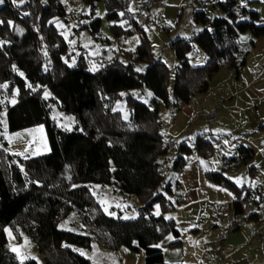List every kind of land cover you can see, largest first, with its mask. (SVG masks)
<instances>
[{
    "label": "trees",
    "instance_id": "obj_1",
    "mask_svg": "<svg viewBox=\"0 0 264 264\" xmlns=\"http://www.w3.org/2000/svg\"><path fill=\"white\" fill-rule=\"evenodd\" d=\"M98 1L84 0L93 9ZM104 1L110 20L123 17L132 25L126 30L115 25L114 32H139L141 43L134 56L125 53L126 61L115 57L95 71L84 55L73 65L65 58L68 44L51 22L54 17L65 16L60 0H25L23 4L5 0L0 6V85L7 84L9 92L18 89L17 102L6 107L8 129L13 132L44 124L50 144L47 154L19 159L0 144V264H19L9 246L7 226L19 239L22 233L29 235L46 264H92L74 247L90 248L94 239L113 250L122 245L136 251L144 249L146 264H173L165 261L164 247H157L168 234L174 240L164 246L182 245L176 221L165 216L183 200L181 183L179 179L168 181L160 168L171 145L164 140L160 119L161 102H170V69L154 58L141 23L130 15L132 0ZM218 7L223 16L212 21L205 8L194 11L193 22H210V28L191 39L171 42L179 61L172 91L176 104L209 90V80L224 65L239 73L246 62L245 55L240 57V33L264 35V24L257 23V11L247 6L239 9L236 0L219 1ZM240 15L247 18L239 21ZM101 23L97 17L87 25L94 36L100 33ZM194 43L208 55L204 65L189 62ZM139 62L148 64L144 71H137ZM146 87L154 93L152 106L132 93H142ZM45 89L52 94L49 99L44 97ZM121 100H126L131 112L129 120L115 109ZM53 105L75 116L73 129L56 124L51 115ZM1 127L0 121V132ZM206 137H197L195 149L209 156L212 142ZM2 139L0 133V142ZM192 152L185 142L177 147L172 164L175 173L183 170ZM255 154L253 148L242 145L239 154L225 159L221 170L208 171L206 176L234 191L239 199L245 192L244 201L258 196L257 204L264 209L263 189L239 186L224 174L226 167L248 164ZM255 171V167L250 168L252 175ZM111 184L139 198L143 205L137 218L113 217L104 211L92 188ZM157 204L160 215L154 213ZM73 210L91 235L59 227ZM258 217L257 212H251L244 219ZM23 264L39 263L28 259Z\"/></svg>",
    "mask_w": 264,
    "mask_h": 264
},
{
    "label": "rangeland",
    "instance_id": "obj_2",
    "mask_svg": "<svg viewBox=\"0 0 264 264\" xmlns=\"http://www.w3.org/2000/svg\"><path fill=\"white\" fill-rule=\"evenodd\" d=\"M60 1L65 8V16L54 17L51 22L68 44V54L65 58L69 64H75L79 57L84 55L89 68L97 70L115 57L126 61V52L135 55L136 49L141 43V34L139 32L127 34L123 31L116 34L112 29L113 26L116 25L121 27L122 30H126L132 25L127 18L123 17L119 20H110L107 17V7L104 0H99L94 9L91 4L84 2V0ZM219 1L222 0H200V2L198 0H157L150 8L147 21L141 22V26L149 39L150 50L154 58L165 62L170 69V102L169 104L161 102L160 119L164 140L166 144L171 145L166 156L161 160V171L168 181L179 179L182 190L184 192L187 190L182 176L172 169L174 158L177 155V147L185 142L193 148V152L188 155L189 161L196 159L199 161L201 188L203 191H208V199L202 206L204 211L198 218L196 225L190 227L191 223L184 222L178 226L182 234L180 238L183 240L189 261L196 259V257L201 261L202 249L200 245L203 242L201 241L202 238L213 239L212 243L208 244L211 245V249L217 251L218 256L220 233L218 231L217 233L213 232L214 224L220 217L217 204L227 203L226 201L231 199H239L234 191L213 183L205 178L204 173L221 170L225 165V159L239 154V147L244 145L255 150L254 158L248 164H242L239 167H226L224 174L239 186L251 187L254 183H261L264 186V130L261 129V125H264V35L254 37L251 31L240 33L239 43L243 52L240 57L242 59V56L245 55L246 62L241 65L239 73L234 68L224 65L211 77L209 90L213 92L214 96L209 101L204 102L205 92L195 93L186 102L187 104H176L177 101L172 95L174 76L179 61L171 48V42L178 38L191 39L198 32L210 28V22L207 24H195L193 22L194 11L198 8H195V5L205 4L208 17L212 21L215 17L223 16V12L218 7ZM4 2L5 0L0 3V6ZM236 3L239 9L247 6L257 11L259 13L257 23L264 24V0H236ZM214 4L215 7H213ZM135 8L136 4L132 2L130 10L132 11ZM97 17L102 20V23L100 33L94 36L87 25ZM246 18L247 16L240 15L239 21ZM207 59L208 55L194 43L193 50L189 53V62L194 66H200L204 65ZM147 66V63L139 62L137 69L144 71ZM3 85L7 87H0V121L2 123L0 133L3 138L0 144L8 152L14 154L17 159L49 153L50 144L44 124L34 125L18 131H9L6 107L17 102L18 89L9 92L8 85ZM45 93H48V95L46 96ZM132 93L140 101L152 106L154 93L151 88L146 87L142 93L138 91H132ZM44 97L47 99L52 97L48 89H45ZM219 98H223L224 102L216 109ZM195 104L197 110L193 112L191 107L194 108ZM115 109L122 113L124 119H130L131 112L127 107L126 100L118 101L115 104ZM213 111H216V120L213 124H210L203 112L211 113ZM51 115L56 124L62 128L73 129L76 125L75 116L61 110L57 105H53ZM204 134L207 135L206 139L212 142V151L209 156L198 154L195 149L197 137ZM251 167L256 168L255 175L250 172ZM237 178H239L240 183L236 182ZM257 188L262 189L263 187ZM92 190L97 195L104 211L107 209L105 212L108 215L123 219H132L139 216V209L143 204L135 194L122 193L114 184L107 186L95 185ZM258 198L256 196L255 199H249L251 210H255ZM171 199H174V197H171ZM181 203L175 209L166 212L165 216L173 218L175 221L176 217L180 219L179 213L183 212L180 208ZM157 206L159 205H155L154 213L156 214L158 211L160 215L162 213L161 207L157 208ZM189 210L192 211V207ZM258 212L263 214L262 210ZM239 218L243 228L247 221L240 216ZM250 221L244 228L248 232V238L239 233L231 239V241H235L237 238L241 242L247 240L249 246L246 245L245 248L235 251L231 260L212 261L216 255L211 256L210 263L264 264V221ZM59 227L91 235L75 210L71 211L60 222ZM259 228H263L262 237L254 235L256 234L254 233L255 229L257 231ZM5 229L11 231V236L7 231L6 234L11 251L13 247L18 249V252L14 253L19 260V264H23L28 259H35L39 264H46L43 253L29 235L22 233L19 239L10 226ZM252 229H254L253 233H251ZM233 232L235 231H232L229 235H232ZM169 237L174 240L172 234H168L165 240H168ZM198 239L199 241H197ZM162 241L157 245L166 248V246H160ZM74 248L81 255L90 259L92 264H146L144 249L136 251L122 245L113 250L102 246L95 239L92 241L90 248ZM172 249L175 250V247ZM231 250L233 251V248ZM234 250L236 249L234 248ZM22 257L26 258L22 259Z\"/></svg>",
    "mask_w": 264,
    "mask_h": 264
},
{
    "label": "crops",
    "instance_id": "obj_3",
    "mask_svg": "<svg viewBox=\"0 0 264 264\" xmlns=\"http://www.w3.org/2000/svg\"><path fill=\"white\" fill-rule=\"evenodd\" d=\"M198 1L200 2V0H198ZM215 6L216 5L214 4L213 7H215ZM205 7H206L205 4H201V3H199V6L195 5V8H197L196 10L201 9V8H205ZM192 96H191V98H192ZM181 103L187 104L184 101L179 102V104H181ZM191 109L193 110V112L195 110H197L196 104H195L194 108L191 107ZM207 172L204 173L205 178H207V176H206ZM179 175L182 176L183 181L186 183V189L187 190L185 192H184V190H182L183 194H184V198L181 201L182 203L180 205V208H181V211H183V212L179 213L180 219H177V217H176V225H177L178 229H179L178 226H180L179 224L184 223V222L191 223L190 227L195 226L197 221H198V218L200 217V215L204 211V209L202 208V206H204L203 203L206 202L208 199V191H203L201 188V178H200L201 172L199 169V161L197 159L193 160V161H189L184 166L183 170L179 173ZM251 187L252 188L263 187L262 189L264 190V186L261 185V183H259V184L254 183V185H251ZM242 198H243V195L238 200L231 199V200L226 201V202H234V205H235L234 211H228V212H225L223 214L220 213L219 219L214 224L213 232L217 233V231H218L220 233V229L223 226H226L231 221V219L234 215H237L238 218L240 216L242 219H244L245 216L248 215L249 213L257 212L259 217H258V219H255L254 221H260V220L264 221V210L262 209L263 207L261 205L256 204L255 210H251V203L249 202V200L244 201V200H242ZM198 206H199V208H198ZM191 207L193 209L192 211L189 210ZM259 210H262L263 214H260V212H258ZM190 213H191V217H190ZM239 220H240V218H239ZM246 221L247 222H246V224H244L243 228H242L241 223H240L239 228L237 230H235V232H233L232 235H229V237H228L226 249L232 255H234V252L239 250L240 248H245L246 245L249 246V243L247 242V240H245L244 242H241L240 240H238L236 238L235 241L234 240L231 241L232 237L235 235H238L239 233H242L246 238H248V232L244 228L251 221L250 220H246ZM262 230H263V228H259V229H257V231L255 229V232H254V229H252L251 233L254 232V233H256L254 235H256V236L260 235L262 237L263 236ZM179 231H180V229H179ZM180 233H181V231H180ZM198 234H200V233L198 232ZM165 239L162 241V244L160 246H164L166 243L173 240V239H168V240H165ZM199 239H201V238H199ZM199 239L197 241H199ZM212 240L213 239L209 240L208 238H206V239L202 238L201 241H203V242H201V245H200V247L202 249L201 261H199V259L197 257H196V259H193L192 261L188 260V258L186 256V250L184 248L183 240H182V245L175 247V250L172 248H168V247L165 248L164 247V259L166 262L173 263V264H184V263L206 264V263H210L209 260H210L211 256L214 257V255H216L212 259V261H219L220 259H218L217 251H215L214 249H211L212 247L210 244L212 243ZM242 241H243V239H242ZM216 242H217V239H216ZM208 243H210V244H208ZM217 246H218V244H217ZM229 247H230V250H229ZM231 248H233V251L231 250ZM234 248L236 250H234ZM259 262H261V261H259ZM212 263L215 264V262H212ZM258 264H262V263H258Z\"/></svg>",
    "mask_w": 264,
    "mask_h": 264
},
{
    "label": "built area",
    "instance_id": "obj_4",
    "mask_svg": "<svg viewBox=\"0 0 264 264\" xmlns=\"http://www.w3.org/2000/svg\"><path fill=\"white\" fill-rule=\"evenodd\" d=\"M157 0H132L136 4V9L131 12V16L136 19L138 22H146L149 18V11L151 6ZM213 96V92L211 90H207L204 93V102H207ZM224 102L223 98H219L217 100L216 109ZM203 115L206 117L210 124H213L216 120V111L211 113L203 112ZM235 205L234 202L220 203L217 204V209L219 213H225L228 211H234ZM240 220L237 215H234L231 221L227 224L226 227H222L220 229V247L218 248V259L223 260H231L232 254L229 253L226 249L227 241L229 234L232 231H235L239 228ZM212 264V263H206Z\"/></svg>",
    "mask_w": 264,
    "mask_h": 264
},
{
    "label": "snow or ice",
    "instance_id": "obj_5",
    "mask_svg": "<svg viewBox=\"0 0 264 264\" xmlns=\"http://www.w3.org/2000/svg\"><path fill=\"white\" fill-rule=\"evenodd\" d=\"M3 2V0H0V3H2ZM17 2V0H13V3H16ZM23 3H25V0H19V4H23ZM0 23H2V22H0ZM9 23H11V22H9ZM93 71H95V68H93ZM137 71H140V69H137ZM21 75H23L22 73H21ZM0 87H7L6 85H0ZM28 87L29 88H31L32 87V85H28ZM45 95L47 96L48 95V93H45ZM149 95H151L150 93H149ZM13 102H15V101H13ZM236 182L237 183H240V180H239V178H237L236 179ZM75 187V186H74ZM159 206H157V208H158ZM105 211H107V209H105ZM157 215H159V212L157 211V213H156ZM125 218H129V217H125ZM5 231H7L8 232V234H9V236H11V231L10 230H8V229H5ZM169 239H171V237H169ZM157 247H159V245H157ZM12 251L13 252H18V249L16 248V247H13L12 248ZM26 257H22V259H25Z\"/></svg>",
    "mask_w": 264,
    "mask_h": 264
}]
</instances>
